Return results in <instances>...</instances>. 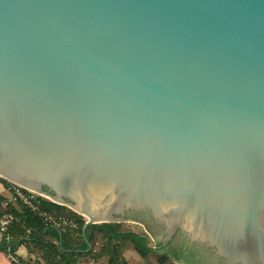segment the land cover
<instances>
[{"label":"water","instance_id":"water-1","mask_svg":"<svg viewBox=\"0 0 264 264\" xmlns=\"http://www.w3.org/2000/svg\"><path fill=\"white\" fill-rule=\"evenodd\" d=\"M0 178L264 264V0H0Z\"/></svg>","mask_w":264,"mask_h":264},{"label":"trees","instance_id":"trees-1","mask_svg":"<svg viewBox=\"0 0 264 264\" xmlns=\"http://www.w3.org/2000/svg\"><path fill=\"white\" fill-rule=\"evenodd\" d=\"M1 180L6 185L9 184L6 180ZM42 206L51 213L75 219L77 228L67 226L60 229L44 225L35 213L22 206L23 211L19 214L21 223L10 230L8 241L1 239L0 250L14 253L21 244L33 246L34 258L25 259V264H79V257L83 256L95 259L106 256L108 264H126L121 258L122 242L131 244L141 257L157 251V247L153 248L149 244L147 234L125 228L124 223L89 224L83 231L84 218L66 206L55 204L46 198L42 199ZM26 228L29 229V234H24ZM96 234L100 235L103 242L94 250ZM86 240L90 243L89 250ZM157 245L159 247V243ZM170 256L178 258L174 252L164 251L159 260L164 262Z\"/></svg>","mask_w":264,"mask_h":264},{"label":"built area","instance_id":"built-area-1","mask_svg":"<svg viewBox=\"0 0 264 264\" xmlns=\"http://www.w3.org/2000/svg\"><path fill=\"white\" fill-rule=\"evenodd\" d=\"M5 189L10 193V197L0 195V234L6 241L10 238V230L21 223L20 216L11 208L12 202H18L21 206L35 213L44 225H51L64 229L67 226L77 228V221L63 214H54L42 206L44 197L30 190L24 189L18 185L9 183ZM29 229L24 230V234H29ZM9 256L14 264H25L16 252L9 251Z\"/></svg>","mask_w":264,"mask_h":264},{"label":"crops","instance_id":"crops-1","mask_svg":"<svg viewBox=\"0 0 264 264\" xmlns=\"http://www.w3.org/2000/svg\"><path fill=\"white\" fill-rule=\"evenodd\" d=\"M6 184L0 179V195L4 196V197H10V193L5 189ZM13 211L16 214H21L23 209L22 206L18 203V202H12L11 204ZM125 228H127V226H124ZM131 229V228H128ZM132 230V229H131ZM134 231V230H133ZM137 232V231H136ZM1 234H0V242L1 240ZM103 241L100 238L99 234H96L95 236V245H94V250H97L99 245L102 243ZM132 247L131 244L127 243V242H122L121 244V258L122 260H124V262L126 264H130L129 259H128V255L130 253V249ZM33 246H27L25 244H21L18 246V248L16 249V254L19 255L22 259H32L34 258L33 256L35 255L33 250ZM91 249L87 247V250ZM134 249V248H133ZM135 250V249H134ZM148 256V255H147ZM146 256V257H147ZM145 258V257H143ZM79 264H108L107 262V257L106 256H102V257H98V258H91L90 256H83V257H79ZM0 264H14L13 261L11 260L10 256H9V251H2L0 250Z\"/></svg>","mask_w":264,"mask_h":264},{"label":"flooded vegetation","instance_id":"flooded-vegetation-1","mask_svg":"<svg viewBox=\"0 0 264 264\" xmlns=\"http://www.w3.org/2000/svg\"><path fill=\"white\" fill-rule=\"evenodd\" d=\"M160 246L163 248L162 250L172 251L177 254V259L174 256L170 257L178 262L188 264H213L211 260L198 254L197 250L190 246L184 239L173 238L166 242H160Z\"/></svg>","mask_w":264,"mask_h":264},{"label":"rangeland","instance_id":"rangeland-1","mask_svg":"<svg viewBox=\"0 0 264 264\" xmlns=\"http://www.w3.org/2000/svg\"><path fill=\"white\" fill-rule=\"evenodd\" d=\"M124 226H127V228H131L134 231L147 234L149 238V244L153 248L157 247V251L150 253L145 258L141 257L133 248L129 247L131 248L130 249L131 251L128 255L130 264H181L175 262L170 257H168V259H166L164 262H160L159 257L163 251L156 245V243L153 241L152 237L147 233V230L144 228L142 224L134 221L131 222L128 221V222H124Z\"/></svg>","mask_w":264,"mask_h":264}]
</instances>
